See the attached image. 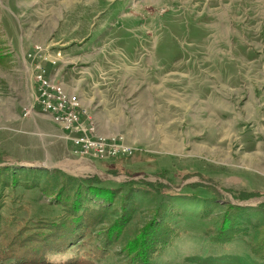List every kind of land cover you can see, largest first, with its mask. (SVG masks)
I'll return each instance as SVG.
<instances>
[{
    "label": "rangeland",
    "instance_id": "obj_1",
    "mask_svg": "<svg viewBox=\"0 0 264 264\" xmlns=\"http://www.w3.org/2000/svg\"><path fill=\"white\" fill-rule=\"evenodd\" d=\"M0 31V264H264V0H0ZM37 42L131 154L24 113Z\"/></svg>",
    "mask_w": 264,
    "mask_h": 264
},
{
    "label": "built area",
    "instance_id": "obj_2",
    "mask_svg": "<svg viewBox=\"0 0 264 264\" xmlns=\"http://www.w3.org/2000/svg\"><path fill=\"white\" fill-rule=\"evenodd\" d=\"M47 45L36 43L23 56L33 71V101L25 112L38 108L49 119L60 126L65 138L71 141L72 154L79 158L113 159L131 154L132 147L122 135H103L85 109L81 98L66 90L63 83L50 73L57 66L60 54L50 53Z\"/></svg>",
    "mask_w": 264,
    "mask_h": 264
},
{
    "label": "trees",
    "instance_id": "obj_3",
    "mask_svg": "<svg viewBox=\"0 0 264 264\" xmlns=\"http://www.w3.org/2000/svg\"><path fill=\"white\" fill-rule=\"evenodd\" d=\"M3 42H2V34H1V31H0V45L2 44ZM10 59H11V56H10V53H8V52H5V53H2L1 52V50H0V65H7L8 63H9V61H10ZM32 169H30L29 171H31ZM33 172V171H32ZM34 173V172H33ZM32 175H34V174H32ZM31 175V176H32ZM26 176V175H25ZM96 178V177H95ZM95 178H93V176L92 177H86L85 179H78V178H76V179H73L74 180V182L78 185V186H86V187H97V186H95L94 184H96V185H99L100 184V182H101V180H98L97 178L95 179ZM91 189V188H90ZM73 196L76 194H78L76 191H75V189H73ZM76 195L74 196V197H76ZM78 198H80L79 197V194H78V196H77ZM76 201H77V199H75ZM239 205H233V206H231V207H235V209L236 210H238V209H240V207H238ZM257 206L258 207H260V208H264V200L263 201H260V202H258V204H257ZM156 232H157V230H156ZM165 233L163 232V228L160 230V232L157 234V236L156 237H162L163 235H164ZM157 239V238H156ZM152 242V241H151ZM262 252H263V254H264V249H262L261 250Z\"/></svg>",
    "mask_w": 264,
    "mask_h": 264
},
{
    "label": "crops",
    "instance_id": "obj_4",
    "mask_svg": "<svg viewBox=\"0 0 264 264\" xmlns=\"http://www.w3.org/2000/svg\"><path fill=\"white\" fill-rule=\"evenodd\" d=\"M2 37H3V36H2ZM9 52H10V51H8V53H9ZM10 56H11V54H10ZM12 58H13V57L11 56V59H10L9 63L12 61ZM76 94H77V93H76Z\"/></svg>",
    "mask_w": 264,
    "mask_h": 264
},
{
    "label": "bare ground",
    "instance_id": "obj_5",
    "mask_svg": "<svg viewBox=\"0 0 264 264\" xmlns=\"http://www.w3.org/2000/svg\"><path fill=\"white\" fill-rule=\"evenodd\" d=\"M218 147V146H217ZM211 150V149H210ZM217 152V151H216Z\"/></svg>",
    "mask_w": 264,
    "mask_h": 264
}]
</instances>
